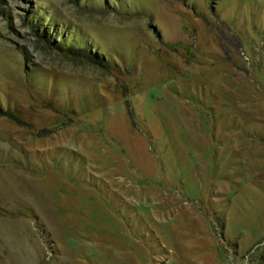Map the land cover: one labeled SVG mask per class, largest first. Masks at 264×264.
Listing matches in <instances>:
<instances>
[{
	"label": "rangeland",
	"instance_id": "1",
	"mask_svg": "<svg viewBox=\"0 0 264 264\" xmlns=\"http://www.w3.org/2000/svg\"><path fill=\"white\" fill-rule=\"evenodd\" d=\"M0 264H264V0H0Z\"/></svg>",
	"mask_w": 264,
	"mask_h": 264
},
{
	"label": "trees",
	"instance_id": "2",
	"mask_svg": "<svg viewBox=\"0 0 264 264\" xmlns=\"http://www.w3.org/2000/svg\"><path fill=\"white\" fill-rule=\"evenodd\" d=\"M34 30L38 33V35L40 36V37H42L43 39H45L50 45V47L52 48V49H55V50H59V51H61L62 53H64V54H69V55H72V54H77V52L79 53V51L80 50H78L77 48H73L72 46H68V47H66V46H63V45H61L60 43L59 44H53L52 42H51V40L49 41V36H47L46 35V33H43L42 32V30L41 31H39L38 30V28H34ZM75 50V51H74ZM79 54H81V55H83V52H81L80 51V53ZM91 60V59H90ZM89 60V61H90ZM91 62V61H90Z\"/></svg>",
	"mask_w": 264,
	"mask_h": 264
}]
</instances>
